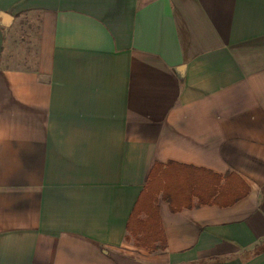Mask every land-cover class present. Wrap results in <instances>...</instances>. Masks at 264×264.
I'll return each mask as SVG.
<instances>
[{
    "label": "crops",
    "instance_id": "crops-1",
    "mask_svg": "<svg viewBox=\"0 0 264 264\" xmlns=\"http://www.w3.org/2000/svg\"><path fill=\"white\" fill-rule=\"evenodd\" d=\"M169 160L249 190L159 197L148 251L126 221ZM0 264H264V0H0Z\"/></svg>",
    "mask_w": 264,
    "mask_h": 264
},
{
    "label": "trees",
    "instance_id": "trees-1",
    "mask_svg": "<svg viewBox=\"0 0 264 264\" xmlns=\"http://www.w3.org/2000/svg\"><path fill=\"white\" fill-rule=\"evenodd\" d=\"M248 190V184L232 171L221 174L173 160L154 161L127 218L125 240L148 251L165 248L159 197L169 203L171 210H177L207 203L228 205Z\"/></svg>",
    "mask_w": 264,
    "mask_h": 264
},
{
    "label": "rangeland",
    "instance_id": "rangeland-1",
    "mask_svg": "<svg viewBox=\"0 0 264 264\" xmlns=\"http://www.w3.org/2000/svg\"><path fill=\"white\" fill-rule=\"evenodd\" d=\"M24 45L22 43L17 44V51L14 49L7 50L5 49V54H3V62L9 64L24 65L28 64L27 61L30 60L32 54L30 51H23L21 47ZM24 56V58H23Z\"/></svg>",
    "mask_w": 264,
    "mask_h": 264
}]
</instances>
